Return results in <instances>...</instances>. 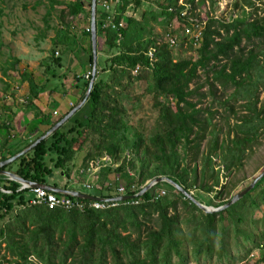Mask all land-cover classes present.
I'll return each mask as SVG.
<instances>
[{"label":"trees","instance_id":"1","mask_svg":"<svg viewBox=\"0 0 264 264\" xmlns=\"http://www.w3.org/2000/svg\"><path fill=\"white\" fill-rule=\"evenodd\" d=\"M46 1L45 29L36 40L51 30L62 35L61 41L53 43L46 60L48 72L51 66L61 67V58L56 56L59 47L63 46L65 51L76 56L72 44L79 38L71 33L66 19L81 14L90 19L91 10L90 1L88 9L82 0ZM158 1L162 2L159 12L143 10L140 19L127 15L130 7L138 10L144 2ZM201 1L183 0L179 4V0H120V4L112 9L113 23L117 25L113 30L106 26L108 14L101 8V0H97L98 52L103 56L98 60L87 102L50 137L2 167L1 171L39 185L53 183L56 187L52 174H63L70 180L75 156L89 143L82 168L109 157L116 166L105 169L104 175L122 181L128 194L141 192L147 182L158 177H168L187 192L198 189L207 197L212 195L215 208L228 203L232 199L231 190L227 191L220 182L221 171L216 169L215 157L221 159L226 179L243 165L246 150L264 129V105L258 108L257 97L261 86L264 87V13L260 14L262 9L254 0H238L234 8L238 9L240 2L241 7L251 8V20L226 21L209 16L195 56L176 59L167 41L159 43L154 38L148 17L166 32L173 23L179 28L191 27L189 20L200 18L196 10ZM208 1L212 11L217 3ZM61 5L63 8L58 10ZM54 12L59 13L60 26H66V29L60 26L54 29L50 25ZM184 12L186 16L182 17ZM121 24L123 26H119ZM86 34L89 38L90 30ZM184 40L186 42L187 38ZM88 53L91 72V46ZM12 62L10 67L15 68L18 60ZM203 76L204 83L200 84ZM91 79L89 75L82 98ZM23 81L29 83L31 99L47 90L46 85L38 87L26 75ZM139 83H145V91L140 96H132ZM204 86L208 87L212 103L233 116L237 115L235 104L246 100L240 109L247 113L237 117L240 124L231 126L229 115L224 118L228 127L225 140L220 138L223 131L214 122L218 110L212 106L199 107L205 99V95H199ZM218 89L223 95L228 92L221 102L216 98ZM145 95L151 96L152 107L157 111V120L150 130L141 124H131L126 108V103L139 102ZM194 97L198 98L195 102ZM37 117L45 129L34 141L21 149L7 150L6 156H2L6 141L0 147L1 162L30 147L63 118L52 121L43 113ZM8 123L11 124V120ZM9 124L4 123L0 128L9 131L12 129ZM208 136V150L203 153L201 147ZM199 163L202 164L200 170ZM132 186L136 187L135 192L131 191ZM259 187L262 190L253 198ZM158 190H165L166 195L152 201ZM29 195V189L20 190L18 183L0 177V264H188L186 239L180 235L182 215L178 212L179 205L182 210L193 211L190 238L193 260L202 256L212 259L219 254L220 259L237 264L242 260L231 255L230 240L241 236L243 240L235 245L244 247L246 257L260 252L259 263H264V230L256 235L245 226L252 221L248 212L259 208L258 199L264 203V177L238 203L217 214L203 213L167 184L152 188L140 197L138 205L105 211L49 210L44 206H30ZM247 200L250 204L244 207ZM252 224L256 226L258 222L253 220Z\"/></svg>","mask_w":264,"mask_h":264},{"label":"rangeland","instance_id":"2","mask_svg":"<svg viewBox=\"0 0 264 264\" xmlns=\"http://www.w3.org/2000/svg\"><path fill=\"white\" fill-rule=\"evenodd\" d=\"M60 2H68L69 0H59ZM201 1V0H200ZM217 5L214 7L212 11H210V2L208 0L201 1V5L196 10V14L199 15V20L201 22H205L209 16H215L216 18L223 19L226 21H232L234 19H246L251 20L253 18V11L251 8H244L240 7L238 9L234 8V3L238 0H215ZM86 7L88 9L89 0L84 1ZM255 5L259 6L262 9L260 14L264 13V0H254ZM162 3V2H161ZM158 3H148L144 2L142 8L135 10L133 7H130L127 15L132 16L134 18L140 19L143 10L151 11L155 10L159 12V4ZM183 0H179V4H182ZM58 10L63 8V5L57 7ZM243 8V9H242ZM47 13V1L46 0H0V92L2 90L12 91L13 89L22 88V84L20 83V73L24 70L30 72L32 75L34 72L41 74L38 70L31 69V63L35 60L37 61V56H30L26 53L27 49L26 46L33 47L35 43L34 39L39 34L38 29L40 30L43 28V18ZM58 12H54L53 16H58ZM86 20L84 25L88 27L89 25V18L85 16ZM151 25L153 26V33L154 38L159 43L166 42V36L170 34L172 37L176 39L177 45L173 47V54L176 59H183V58H192L195 56V48L192 46L191 41V34L187 36L184 31V27H180L173 23L169 30L166 32L165 28L161 27L160 25H155L150 17H148ZM54 19L52 21L53 25H56ZM75 29L80 24L78 21L75 22ZM90 30V29H88ZM74 31V30H72ZM176 31L175 34L172 33ZM53 31H50L48 34L51 36L53 35ZM75 33V31H74ZM18 35L23 37V43L16 42V38ZM98 38V37H97ZM185 38L187 41L185 42ZM15 41V42H14ZM21 41V40H20ZM22 42V41H21ZM48 44V43H47ZM53 46L49 48V54L51 53ZM99 50V46L97 45V51ZM60 52V49H57ZM102 57L103 54H99ZM14 59L18 60L17 70L15 68L10 67V62ZM98 63V62H97ZM34 66V65H33ZM7 71L6 75H4V71ZM32 70V71H31ZM90 70V68H88ZM15 72V73H14ZM14 73V75H12ZM87 75V74H86ZM5 76V77H4ZM34 79V78H33ZM204 83V76L201 78L200 84ZM5 91V92H6ZM145 91V83H139L135 90L132 91V96H140ZM232 91H229L231 93ZM199 95H205V99H203L202 104L199 105L200 108L206 109L212 106L214 109L218 110L217 115L215 116L214 122L218 124L220 127L219 129L223 131V134L220 135V138L224 140L227 137L228 127L225 125L224 118L229 115V122L230 125L233 126L235 124H240V121L237 119L244 116L247 112L243 109H240V106L245 101L240 100L237 104H235V111L237 112L236 116L232 114L226 113L223 111V108L217 103H212V97L209 96L208 87L204 86ZM228 95V92L223 95L222 91L218 89L216 91V98L218 101H223ZM259 98L258 108L260 109L261 106L264 105V87L261 86L259 93L257 95ZM2 97L0 96V101ZM139 102H131L126 103V108L129 112V119L131 124L134 126H139L140 124L146 129L150 130L154 127L155 122L157 120V111L152 107V99L151 96L145 95L139 98ZM198 98L194 97L193 101H197ZM207 116V115H204ZM233 136V135H232ZM210 140V136L203 142L201 151L206 153L208 150L207 143ZM90 148V144L87 143L82 150L77 153L75 159L72 163V170L75 171L76 168L82 165V160L85 155V152ZM216 158V169H219L220 177H221V184L226 186V190H231V197L235 196L245 188H247L262 172H264V129L260 130L258 133V138L252 146L246 150L245 154V161L243 165L235 170L232 171L231 174L226 178V172L224 173V167L220 162L221 159ZM202 164H198V169L200 170ZM223 170V171H222ZM73 175V173H72ZM80 178L82 177L79 175ZM123 183V182H121ZM262 190V187L256 189L255 193L252 195L253 198H256L259 192ZM81 191V190H80ZM90 194H95L94 191H89ZM192 195L197 199H199L203 205L207 207H214V201L212 199V195L207 197L202 191L198 189H193L191 191ZM229 198V197H228ZM259 208H252L249 212V218L253 221H257L258 225L253 226L252 221H248L245 226L249 229V231H255L259 234L260 231L264 230V203L258 199ZM250 204V200L245 202L244 207H248ZM178 212L182 215V223H181V234L186 239L185 242V250L187 251V255L189 256V263L188 264H234V261H228L225 259H220L219 254H216L212 259L205 258L204 256L200 257L199 260H193L192 250L193 244L190 240L192 236V210H182V207L179 205ZM242 212V210H241ZM200 235V234H198ZM233 235V234H232ZM233 237V236H231ZM243 237L235 238L233 237L232 244L230 245L231 255H237L241 257L240 261L237 264H264L259 263L260 252L254 254V257H246L244 247L236 246V242L242 241ZM244 242V241H243ZM264 242V241H263ZM251 247V245H249ZM219 248L217 242V249ZM2 255V253H1ZM0 255V258H1Z\"/></svg>","mask_w":264,"mask_h":264},{"label":"crops","instance_id":"3","mask_svg":"<svg viewBox=\"0 0 264 264\" xmlns=\"http://www.w3.org/2000/svg\"><path fill=\"white\" fill-rule=\"evenodd\" d=\"M53 19L57 21L56 25L52 24ZM85 20L86 18L84 14H81L76 18L66 19L65 23H68L71 33H74L75 31L74 34L78 36L79 40L76 44L71 43L76 56L70 51H65L63 46L58 48L61 50L60 52L56 51V56L61 58V67L55 66L54 68V66H51V69H48V72L46 71L48 66L46 60L50 57V46L52 47L53 43L58 40L61 41L60 38L62 35H58L55 30H51L54 32L52 36L48 34L49 31L44 37H42V39H39V41H37V37H35L34 41L36 44H34L33 47L32 45L30 47L26 46V48H28L26 53L28 55L37 56V61L35 60L31 63V69L38 70L39 72L42 71V73L38 74L34 72L32 75L30 72L24 70L20 73V83L22 84L21 89L16 88L12 91L2 90L0 92V96L2 97L0 101V126L4 123H6V125L9 124L8 122L11 120L9 128H12L9 131L3 127L0 128V147L5 144L6 141L8 142L6 143V148L2 151V156H6L7 150L21 149L40 135L41 131L45 129V126L44 124H40L41 119L40 117H37L38 115L43 113L44 115H48L52 121L57 120L66 116L72 108L76 107L78 103L85 98V96L82 98L84 84L87 81L86 74L89 73L88 68H90L87 59L90 46L92 48L91 35L88 38L86 34L87 30L90 29V21L87 27L84 25ZM76 21L80 24L75 29ZM49 22L54 29L60 26L57 16L55 17L52 15ZM42 27L43 28L40 30L38 29L39 33L42 29H45V23H43ZM60 27L66 29V26ZM23 41V37L18 35L16 42L23 43ZM98 43L99 40L97 38V45ZM98 60L99 55L97 62ZM11 64H13L12 61L10 62V66ZM18 64L16 63L15 69ZM14 73H12V75H14ZM25 75L32 79L38 87H41L43 84L46 85L47 90L41 92L36 99H31L29 96V83L23 81ZM81 169L82 165L76 168L70 180H67L63 174H52V177H54L52 182H55L56 187L53 183H50L48 186L68 192H79L92 197L109 196L115 193L114 189L108 190L103 187H101V189L96 187L92 190H86L84 185L95 180L88 175L83 176L79 174ZM105 173L106 170L104 169L100 175V179L103 183H109L115 187L124 185V183H121L122 181H116L114 176L104 175ZM79 175L82 177L80 178ZM89 191H94L95 194H90L88 193Z\"/></svg>","mask_w":264,"mask_h":264},{"label":"built area","instance_id":"4","mask_svg":"<svg viewBox=\"0 0 264 264\" xmlns=\"http://www.w3.org/2000/svg\"><path fill=\"white\" fill-rule=\"evenodd\" d=\"M86 1V0H82ZM90 1V0H89ZM120 4V0H101L100 6L103 9L105 13L108 14L107 20H106V26L111 27V29L115 30L117 28V25L113 23V15H112V9ZM186 16V13L184 12L182 14V17ZM191 27L184 28L185 34L187 36H190L191 34V43L192 46L197 49L200 40L202 37L203 29L205 22H201L198 19L191 18L190 20ZM119 26H123L122 24ZM166 41L170 44V46L173 48L177 45L176 39L172 37L170 34L166 36ZM149 56H152V53H149ZM91 75V72L87 74L88 76ZM111 166H116L113 164L112 160L109 157H104L98 161L92 162L88 168H82L81 172L79 174L93 178L95 181L91 183H86L84 185V188L86 190H92L96 187L98 189L107 188L108 190H115V193L113 195L109 196H103V197H94L93 200H83L79 198H74L71 196H63L60 197L55 193H51L47 191L44 188H34L29 189L30 198H29V205L30 206H44L49 210H55V209H65V210H71V209H78L80 211H84L86 209H93L96 211H105L111 208H116L120 206H129V205H138L140 203V191L135 194H128L126 192V189L124 186H118L115 187L112 184L109 183H103L100 179V175L103 172L104 169H107ZM100 182V183H99ZM24 190V189H20ZM136 187L132 186L131 191L135 192ZM4 193H8L4 190H2ZM166 195L165 190H158L154 193L152 197V201H157L161 197ZM134 196V197H133ZM126 197H129L128 199H124ZM255 255L252 254L251 257H254Z\"/></svg>","mask_w":264,"mask_h":264},{"label":"water","instance_id":"5","mask_svg":"<svg viewBox=\"0 0 264 264\" xmlns=\"http://www.w3.org/2000/svg\"><path fill=\"white\" fill-rule=\"evenodd\" d=\"M90 10H91V16H90V34H91V44H92V54H93V67L91 71V81L89 83V87L85 93V98L78 103L76 107H74L66 116H64L53 128H51L44 136L39 138L36 142H34L30 147L26 148L22 152L18 153L17 155L7 159L6 161L0 162V177H4L8 180H11L13 182L18 183L22 189H34V188H44L47 191L55 194L60 195H66L71 196L74 198H79L83 200H93L95 199L92 196L82 194L79 192H68L60 189H56L53 187H50L48 185H39L36 183H32L29 181H26L19 177L16 174H13L11 172L7 171H1V168L12 163L20 156L26 154L29 152L33 147H35L38 143L41 141L47 139L50 137L54 132H56L60 127H62L70 118H72L76 112H78L84 104L87 102L92 88L95 81L96 76V70H97V59H98V51H97V27H96V17H97V0H90ZM264 177V172L260 174L247 188L236 194L232 197V199L226 203L225 205L215 208V207H207L203 205L201 202L196 200V198L192 195L191 192H187L182 186L175 183L173 180H171L168 177H158L152 181H149L146 183V185L143 187L141 193L139 196H143L146 193H148L152 188L159 184H167L171 186L176 192L180 193L185 199H188L192 204H194L199 210H201L205 214H217L220 212H223L233 206L234 204L238 203L244 196H246L249 192H251L255 186L261 181V179ZM134 197V196H133ZM129 197H126L124 199H128Z\"/></svg>","mask_w":264,"mask_h":264},{"label":"bare ground","instance_id":"6","mask_svg":"<svg viewBox=\"0 0 264 264\" xmlns=\"http://www.w3.org/2000/svg\"><path fill=\"white\" fill-rule=\"evenodd\" d=\"M66 196V195H65Z\"/></svg>","mask_w":264,"mask_h":264}]
</instances>
